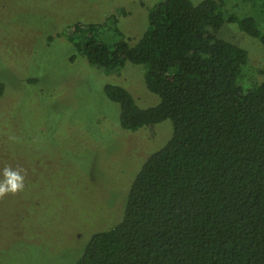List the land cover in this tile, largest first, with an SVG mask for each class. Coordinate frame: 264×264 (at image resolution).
Segmentation results:
<instances>
[{"label": "trees", "instance_id": "16d2710c", "mask_svg": "<svg viewBox=\"0 0 264 264\" xmlns=\"http://www.w3.org/2000/svg\"><path fill=\"white\" fill-rule=\"evenodd\" d=\"M223 5L161 0L149 9L147 29L133 46L115 14L102 24L69 22L57 35L73 46L70 63L80 56L106 74L119 73L127 62L143 66L157 105L141 109L124 88L103 89L119 105L123 130L172 125L166 145L130 180L114 224L92 232L74 264H264V72L243 88L248 54L218 32L237 23L263 48L264 36L255 19L225 14ZM3 154L0 149V159ZM15 216L2 224L14 236L25 215Z\"/></svg>", "mask_w": 264, "mask_h": 264}, {"label": "rangeland", "instance_id": "374dc122", "mask_svg": "<svg viewBox=\"0 0 264 264\" xmlns=\"http://www.w3.org/2000/svg\"><path fill=\"white\" fill-rule=\"evenodd\" d=\"M159 1L0 0V179L6 166L25 176L22 192L0 199V214L13 212L0 218V264H74L92 232L114 224L143 162L169 141L170 121L123 130L119 105L103 92L107 84L118 85L139 108L157 105L143 66L127 62L119 73L106 74L80 56L70 63L73 46L57 36L69 22L102 24L115 14L123 39L133 46ZM246 1L223 0V12L255 19L264 36V10L257 8L264 9V0ZM218 37L248 54L243 88L262 78L264 48L256 39L237 23H225ZM104 39L115 41L110 32ZM15 213L25 217L14 236L2 224L16 220Z\"/></svg>", "mask_w": 264, "mask_h": 264}, {"label": "clouds", "instance_id": "9594fccd", "mask_svg": "<svg viewBox=\"0 0 264 264\" xmlns=\"http://www.w3.org/2000/svg\"><path fill=\"white\" fill-rule=\"evenodd\" d=\"M22 171L21 169H13L10 166L4 167L2 171L3 178L0 179V199L24 190L25 176L21 174Z\"/></svg>", "mask_w": 264, "mask_h": 264}]
</instances>
